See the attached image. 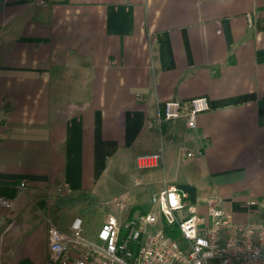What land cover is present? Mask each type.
<instances>
[{
  "label": "crops",
  "instance_id": "1",
  "mask_svg": "<svg viewBox=\"0 0 264 264\" xmlns=\"http://www.w3.org/2000/svg\"><path fill=\"white\" fill-rule=\"evenodd\" d=\"M198 96L210 108L194 128L183 116L159 122L164 101ZM151 152L160 158L140 167ZM127 176L144 178L149 196L174 185L200 211L213 198L254 219L264 0H0V196L14 202L0 205V264H49L50 207L80 210L82 196Z\"/></svg>",
  "mask_w": 264,
  "mask_h": 264
},
{
  "label": "built area",
  "instance_id": "2",
  "mask_svg": "<svg viewBox=\"0 0 264 264\" xmlns=\"http://www.w3.org/2000/svg\"><path fill=\"white\" fill-rule=\"evenodd\" d=\"M251 24V19H249ZM210 108L205 96L182 102H163L159 122L185 117L188 127L196 126V115ZM150 124V123H149ZM201 151L199 150L198 153ZM192 156V152H186ZM159 153L137 157L140 167L153 165ZM142 181L135 179L134 184ZM21 181L19 187H25ZM72 188L62 181L58 194ZM117 214H109L96 239L83 234L82 218L76 215L67 231L47 224V261L49 264H264V190L251 193L246 200L253 220L237 221L231 212L219 207L213 198L204 211L190 195L174 185L152 191L148 209L132 212L125 196L115 201ZM11 198L0 196V205L10 208ZM176 231L177 235L171 233Z\"/></svg>",
  "mask_w": 264,
  "mask_h": 264
},
{
  "label": "rangeland",
  "instance_id": "3",
  "mask_svg": "<svg viewBox=\"0 0 264 264\" xmlns=\"http://www.w3.org/2000/svg\"><path fill=\"white\" fill-rule=\"evenodd\" d=\"M137 176H127L126 184L123 185L121 182L112 181L109 179L105 184V187L101 192H97L96 198L84 195L80 198L82 204L81 209L78 210L75 206L70 203V200L65 201L62 206L50 207L49 218L53 224L60 227L62 230H67L69 218L74 212H78L82 218V229L83 234L92 240L96 239V234L101 227L103 221L110 214L111 204L115 201L121 193L125 191L126 201L128 204L139 203L144 209L150 207L148 189L144 178L142 183L139 185L134 184V179ZM167 179H172L173 176H160ZM68 195V194H61ZM114 213H116L114 211Z\"/></svg>",
  "mask_w": 264,
  "mask_h": 264
},
{
  "label": "trees",
  "instance_id": "4",
  "mask_svg": "<svg viewBox=\"0 0 264 264\" xmlns=\"http://www.w3.org/2000/svg\"><path fill=\"white\" fill-rule=\"evenodd\" d=\"M171 231V233H173L174 235H177V232L174 230V231H172V230H170Z\"/></svg>",
  "mask_w": 264,
  "mask_h": 264
}]
</instances>
